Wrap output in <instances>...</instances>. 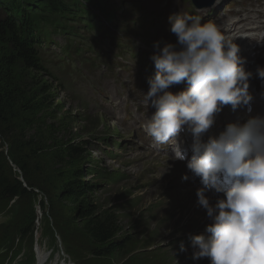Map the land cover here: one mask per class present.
Wrapping results in <instances>:
<instances>
[{
    "label": "rangeland",
    "instance_id": "374dc122",
    "mask_svg": "<svg viewBox=\"0 0 264 264\" xmlns=\"http://www.w3.org/2000/svg\"><path fill=\"white\" fill-rule=\"evenodd\" d=\"M28 1L35 6L38 3L37 0ZM106 1L111 5L119 2V0ZM156 1L131 0L129 9L132 11L135 5H140L141 11H138L137 15L132 12L126 14L123 18L125 24L120 19L121 34L118 35L120 40L128 44L129 47L139 48L137 61L129 57L134 64L132 70L137 77V82L142 77V69L146 64L144 57L146 43H149L150 35L153 33V31H150L149 26L151 24L154 25V28L157 26L151 7ZM172 1L173 4L177 2L176 0ZM232 1L225 0L219 10H224L225 13L231 16L230 9H234V6H230ZM19 2L22 4V0ZM80 2L85 6L94 7L96 6L95 3H99V0H80ZM252 5V3H247L246 7ZM225 7L228 8L225 9ZM137 16L144 19L141 30H136L135 26L132 25V21ZM89 23V20H84L81 31L74 30L75 35L89 38L86 33L89 30ZM126 25L129 26L127 33L124 32ZM97 30L98 32H104L101 27ZM78 52L81 54L83 50H78ZM58 60L59 68L67 71L64 79L73 80L75 78L73 58L65 51ZM24 78L25 82L30 85L31 95L38 97V101L48 100L47 103L50 106L43 107L39 111V116L56 125L59 135L57 137L60 138L65 135L71 139V142L85 149L83 160L74 163L70 170H80L82 172L89 168L96 171L94 177L80 181H84L83 183L90 188L93 193L92 197L98 199L97 202L103 210H112L118 215L122 235L128 234L133 239L131 247H143L150 242L152 248L160 250L159 256L166 259L165 264H209L208 258L197 261L192 260L193 250L190 239L185 241L184 238L186 235L203 234L206 225L211 223L207 218L205 209L193 207L198 200L193 201L192 195L186 190L194 184H201L200 180L193 181L190 173L187 174L188 179L186 181L182 180L185 175L183 169L181 173L178 172L182 176L175 178L176 175H174L166 178L167 181L173 180L175 184L161 180V176L158 175H163L164 169L169 166L186 167L184 164L169 161L151 150H135L132 145L133 142L128 145H120L122 142L126 143L125 140L121 141V139L124 137L125 139L133 138V136L130 133L118 130L116 125L108 118L85 106L84 102L65 91L51 76L29 73ZM78 82L82 84L80 79H78ZM30 134L31 132L28 131L27 135ZM115 137L118 138L117 143L119 146H110V140ZM115 142L116 140L113 139L112 143L115 144ZM10 149L9 143H0V153H3L12 170L15 167L13 172L15 171L17 177H20L18 166L10 159ZM105 150H108V153ZM50 152H53V150ZM50 152L41 157L40 169L32 167L33 163L29 166L31 167L32 177L35 176V181L32 180L33 186L30 187L33 193L37 190L34 193L35 198L24 197L19 199L17 197L6 208H0V264H28L30 257L28 243L31 241L35 244L36 238H38L40 249L47 255L52 250L53 252L60 249L65 251V248H67L74 255L68 256L74 264H107L105 260H95L90 254L91 242L82 234L79 222L74 219L76 218V215H74L75 206L66 201L58 203L53 200L52 196L58 192L56 188L60 187V181L54 177L48 162L51 156ZM150 153L167 161L156 165L151 162L152 172L156 174V179L160 182L153 181L155 177L151 176L153 174L148 173L151 172V169H146L147 165H143V162L148 161V158L145 157ZM127 162H132V164H127ZM101 172L106 177H101ZM108 178H117V185H110L107 182ZM19 179L22 180V178ZM206 197L222 198L220 195L216 196L215 194L206 195ZM40 199V211H38ZM187 199L192 202V205L186 202ZM182 203L187 209H184ZM27 206H32L35 219L32 234L25 235L23 227L29 224ZM199 212L203 214H195ZM4 231L8 233L7 238L4 236ZM181 243L187 248L186 252H180ZM32 252L34 256L36 252L33 247Z\"/></svg>",
    "mask_w": 264,
    "mask_h": 264
},
{
    "label": "clouds",
    "instance_id": "9594fccd",
    "mask_svg": "<svg viewBox=\"0 0 264 264\" xmlns=\"http://www.w3.org/2000/svg\"><path fill=\"white\" fill-rule=\"evenodd\" d=\"M168 25L176 43L153 44L155 73L141 103L155 111L143 127L155 150L171 145L168 158L187 161L203 186L196 192L197 203L211 223L205 234L189 236L191 258H208L209 264H264V114L244 124L228 123L218 135L203 139L225 106L235 112L250 105L253 73L246 70L239 45L216 23L201 24L199 16L179 12L168 17ZM256 76L264 82V67H257ZM182 82L184 90H169ZM185 127L193 138L190 159L177 140ZM207 190L223 198L213 205ZM179 250L187 248L181 243Z\"/></svg>",
    "mask_w": 264,
    "mask_h": 264
},
{
    "label": "trees",
    "instance_id": "16d2710c",
    "mask_svg": "<svg viewBox=\"0 0 264 264\" xmlns=\"http://www.w3.org/2000/svg\"><path fill=\"white\" fill-rule=\"evenodd\" d=\"M19 1L0 0V143L10 144V159L18 166L22 177L20 173L17 177L13 172L15 167L12 170L0 153V208H6L17 197L35 198L30 189L35 176L32 177L29 166L33 163L32 167L40 169L41 157L53 150L48 162L54 177L60 181V187L56 188L58 192L52 198L58 203L66 201L75 206L74 219L91 242L93 258L105 260L107 264H165L166 259L159 256L160 250L152 248L150 242L143 247H131L133 239L128 234L122 235L118 215L112 210H103L98 199L92 197L90 188L80 181L94 177L95 170H70L74 163L83 160L85 149L65 135L57 137L56 125L39 116L43 107L50 106L48 100L38 101L25 82L24 77L29 73L49 75L43 69L34 45L38 43L37 34L33 35L38 26L36 22L52 21L55 22L52 28L59 29L57 21L66 19L71 13L72 0H37L36 6L28 0H22V4ZM34 17L39 19L36 21ZM44 26L46 24L42 23ZM28 131L30 135H27ZM100 176L106 177L102 172ZM107 182L117 185L118 180L108 178ZM26 210L29 224L23 227L25 235L32 234L35 219L32 206H27ZM4 233L7 238L8 233ZM65 249L71 256V252ZM32 262L30 256L28 264Z\"/></svg>",
    "mask_w": 264,
    "mask_h": 264
},
{
    "label": "bare ground",
    "instance_id": "6f19581e",
    "mask_svg": "<svg viewBox=\"0 0 264 264\" xmlns=\"http://www.w3.org/2000/svg\"><path fill=\"white\" fill-rule=\"evenodd\" d=\"M187 2L193 3V2H196V0H189ZM177 5H178V2H176L175 4H173V6H177ZM255 13L257 14V16L250 15L249 13H247L245 16H243L241 18L240 21L241 22H244V24L240 27V29L243 30V31H245V33H247L252 39H254L257 44H260L261 42L264 41V20L261 19V16L264 15V8H262L260 10H258V9L255 10ZM235 35H236V33L232 34L231 37H234ZM239 44H240V49H241V54L240 55L242 57L246 58V61H248V57L246 55V52L249 49V47L245 46V44H246L245 39L240 40L239 41ZM248 66H249V64H248ZM253 71L256 72L255 69ZM262 87H264V83L262 84ZM249 106L251 107V110L249 111V115L247 117H245V118H247V120L255 116V114L253 113L254 110L252 108V102H250V105ZM247 107L248 106H245V107H243L241 109L242 110H247ZM219 125H221V128L226 126L225 123L219 124ZM113 135H115V134H113ZM140 158H143V157H140ZM145 158H148V161L147 162H143V165H147V168L146 169H151V172H148V173L149 174H153L151 176H154L155 177V179H153V181H159V180L156 179V174H154L152 172L153 171V168L151 166H152V164L153 165H156V164H161L163 162H167L166 159L158 158L157 155H154V154H151V153L147 157H145ZM151 162H152V164H151ZM127 164H132V162H127ZM182 169H183L185 175L191 173L189 170H187L186 168H183V167L178 168V167H174V166H172V167L169 166L168 168L164 169L163 175H160L159 174L158 176H161L160 177L161 180L167 181L166 178H168V177L170 178V177H173L174 175H176L175 178H177L179 176H182V175H180L178 173V172L181 173V170ZM172 179H174V178H172ZM195 180H197V177H195L193 179V181H195ZM167 182H172L173 184H175V182L173 180H170V181H167ZM194 185L188 187L186 190L192 195L193 201L196 202L198 200V197L196 196L195 191L197 192V190L199 188L203 187V186L201 184H194ZM210 194H212V195L215 194L216 196L218 195L217 193H215L212 190H207L205 192V195H210ZM176 199H178V198L176 197ZM182 199H184V198H182ZM208 199L210 200V203L214 205L215 202L217 201V199H220V198L214 197V198H208ZM186 202H188L189 204L192 205V202L190 200L187 199ZM183 204L184 203H182L181 205L184 207V209H187ZM193 207L200 208V206H198V203H195L193 205ZM195 214H203V213L202 212H199V213H195ZM47 258H48V256L46 254H40L39 253L38 256H37V262H36V264H41V263L42 264H45L46 261H47Z\"/></svg>",
    "mask_w": 264,
    "mask_h": 264
},
{
    "label": "water",
    "instance_id": "95a60500",
    "mask_svg": "<svg viewBox=\"0 0 264 264\" xmlns=\"http://www.w3.org/2000/svg\"><path fill=\"white\" fill-rule=\"evenodd\" d=\"M197 1V6H199V7H206V6H208L209 4H206V3H203V2H201V1H199V0H196Z\"/></svg>",
    "mask_w": 264,
    "mask_h": 264
},
{
    "label": "built area",
    "instance_id": "2783aa9c",
    "mask_svg": "<svg viewBox=\"0 0 264 264\" xmlns=\"http://www.w3.org/2000/svg\"><path fill=\"white\" fill-rule=\"evenodd\" d=\"M35 191H37V190H35ZM35 191H34V193H35ZM40 202H41V199L39 200V206H38V211H40Z\"/></svg>",
    "mask_w": 264,
    "mask_h": 264
}]
</instances>
